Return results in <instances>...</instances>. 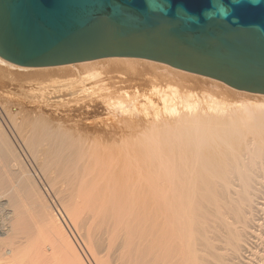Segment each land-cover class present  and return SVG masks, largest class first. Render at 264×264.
<instances>
[{
  "label": "bare ground",
  "instance_id": "6f19581e",
  "mask_svg": "<svg viewBox=\"0 0 264 264\" xmlns=\"http://www.w3.org/2000/svg\"><path fill=\"white\" fill-rule=\"evenodd\" d=\"M71 228L95 264H264V95L146 59L0 57V260L88 264Z\"/></svg>",
  "mask_w": 264,
  "mask_h": 264
},
{
  "label": "water",
  "instance_id": "95a60500",
  "mask_svg": "<svg viewBox=\"0 0 264 264\" xmlns=\"http://www.w3.org/2000/svg\"><path fill=\"white\" fill-rule=\"evenodd\" d=\"M223 2L227 20L186 26L175 22L177 4L199 15L213 0H172L168 16L145 0H0V57L23 67L146 59L264 95V0Z\"/></svg>",
  "mask_w": 264,
  "mask_h": 264
},
{
  "label": "clouds",
  "instance_id": "9594fccd",
  "mask_svg": "<svg viewBox=\"0 0 264 264\" xmlns=\"http://www.w3.org/2000/svg\"><path fill=\"white\" fill-rule=\"evenodd\" d=\"M238 2L239 0H232L233 4ZM145 3L148 11L158 12L163 16H168L173 7L172 0H160V3L156 7H153L151 0H145ZM250 3L254 5L258 4L259 0H250ZM116 7L119 8V5ZM231 13L232 9L226 5L223 0H213L212 10H204L199 15L188 11V9L183 4H177L174 17L175 22H182L187 26L192 24L199 25L201 23V16H203L205 21L213 19L223 21L227 20L231 16ZM231 22L233 24L239 23L235 17H232ZM252 27L256 28L258 31L260 30L258 25H253Z\"/></svg>",
  "mask_w": 264,
  "mask_h": 264
},
{
  "label": "rangeland",
  "instance_id": "374dc122",
  "mask_svg": "<svg viewBox=\"0 0 264 264\" xmlns=\"http://www.w3.org/2000/svg\"><path fill=\"white\" fill-rule=\"evenodd\" d=\"M21 78V77H20ZM24 79V78H23ZM49 89V88H48ZM52 90V89H50ZM35 106V105H33ZM35 113H37V110L34 111ZM72 233L70 232V234L72 235V238L75 240L76 244L78 245V247L80 248L81 252H83V254H85V259L87 261L88 264H95V262L93 261V259L91 258V255L88 253L87 248L83 242L82 239H80L81 237L79 236V234L73 229L71 228ZM81 246V247H80ZM90 255V256H89ZM1 262L7 263V264H14L13 259L9 258V257H3L0 260Z\"/></svg>",
  "mask_w": 264,
  "mask_h": 264
}]
</instances>
